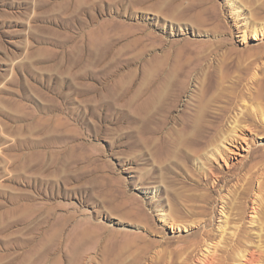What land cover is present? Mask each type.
<instances>
[{"label": "rangeland", "instance_id": "1", "mask_svg": "<svg viewBox=\"0 0 264 264\" xmlns=\"http://www.w3.org/2000/svg\"><path fill=\"white\" fill-rule=\"evenodd\" d=\"M260 114L264 0H0V264H264Z\"/></svg>", "mask_w": 264, "mask_h": 264}, {"label": "bare ground", "instance_id": "2", "mask_svg": "<svg viewBox=\"0 0 264 264\" xmlns=\"http://www.w3.org/2000/svg\"><path fill=\"white\" fill-rule=\"evenodd\" d=\"M256 31L257 30H255V28H254L253 32L256 33ZM151 107L149 105L146 106L142 110L141 116L138 117L139 120L143 122L144 128L146 129L145 132L140 133L141 139L153 140L154 135L159 132L158 130L160 129L161 124H158V126L156 128H149L150 124L157 123L161 117L162 118L165 117V115H163L165 112H163L162 115H160V112L157 110H154L151 112ZM245 107L246 106L243 105L242 111H240L239 113H237L236 116L233 117V121L231 123V124H234V126L231 129V133L235 132L233 134H236V131H234V130L238 127V120H239L238 118H240L244 115V109L243 108H245ZM225 116H226V114H219V115H216V116L209 118V120L206 122V124H204L203 129L200 131L196 125L197 121L193 118L190 119L189 128H190L191 138L189 139L187 144H189V148L191 150L192 155H196L200 152L205 151L204 155L206 156V158H210V157L212 158L217 153H220V150H221L220 148H222V146H225L224 142H228L229 138L231 136V134L224 136V134H222L221 129H220L221 123H222L223 119L225 118ZM263 116H264V114L259 115V121H261L264 124ZM239 130L241 131V128ZM193 133H195V134L193 135ZM145 134L147 136L150 135L151 138L149 136H148L149 138H146ZM229 142H231V141H229ZM159 157H161V156H159ZM159 160H160V158H159ZM137 211H140V210H137ZM139 216L141 217V215H139Z\"/></svg>", "mask_w": 264, "mask_h": 264}]
</instances>
